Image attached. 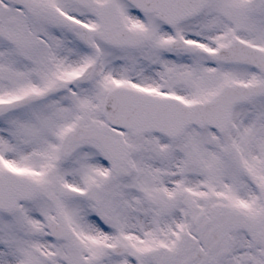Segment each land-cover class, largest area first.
<instances>
[{"label":"snow or ice","instance_id":"obj_1","mask_svg":"<svg viewBox=\"0 0 264 264\" xmlns=\"http://www.w3.org/2000/svg\"><path fill=\"white\" fill-rule=\"evenodd\" d=\"M0 264H264V0H0Z\"/></svg>","mask_w":264,"mask_h":264}]
</instances>
